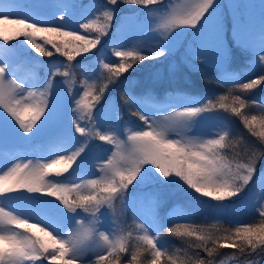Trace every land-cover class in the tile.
Wrapping results in <instances>:
<instances>
[{"label": "snow or ice", "instance_id": "obj_1", "mask_svg": "<svg viewBox=\"0 0 264 264\" xmlns=\"http://www.w3.org/2000/svg\"><path fill=\"white\" fill-rule=\"evenodd\" d=\"M119 0H107V5H117ZM129 5L142 6L148 9L150 5L160 6L163 0H122ZM103 6L102 23L89 20L79 23V30H65L68 28V17L61 14L58 17L60 23L50 21L53 26L39 27V21L30 17L10 19L9 13L0 11V40L7 44L11 40L23 37L36 53L51 57L59 54L68 62L69 67L76 57L84 56L101 42V37L108 34L117 8ZM228 10V5H221L218 0H178L176 4H170L157 16V23L153 31L159 32L158 44L150 45L147 54L139 49L115 50L124 45L113 37V55L119 58V62L103 63V69L107 70L105 77L107 83L96 89V93L89 92L87 82H82L83 92L81 98L76 100V108L72 109L74 118L71 125L75 128L76 137L72 131L64 128L60 132L61 137L69 139L74 147H64V140L60 139L54 147L55 159L48 163L29 160L27 163H17L0 175V196L12 201L22 202L25 210H40L47 214L40 216L35 224H29L26 216L21 219L22 212L13 214L0 207V264H119L121 256L129 253L128 237L119 235L115 239L109 235L110 227L107 224L110 212L113 210V201L119 200L126 208H130L143 222L137 227L143 235L137 239L140 242L134 250L130 251L128 264H141V253L150 254V264H177V259L162 250L159 237L153 234V225L149 220L143 219L136 211L139 199L145 196L131 194L133 189L159 182L187 185L189 189L201 196L208 197L217 203L213 205L216 212L222 213L225 200L231 201L233 197H239L251 184L264 186V170L257 175V163L264 158V150L259 153L252 151L243 162L241 158L234 157V161L226 160L221 152L229 146V132L224 131L213 138L203 139L200 131L201 122L207 117L202 113L220 111L230 112L241 118L245 128L264 143V114L245 115L242 109L250 107L248 101L242 98L241 93H250L259 85H264V75H258L248 82L232 80L234 85L229 88V95H222L213 101L201 103L191 97L185 98L179 111L168 112L153 118L135 97L127 90L125 95L130 97L125 104L131 111V116L136 117L141 123L134 128L126 129L127 138L122 139V126L119 106L111 107L100 104L110 84L120 81L129 69H134L137 63L144 61H165L183 45V37L187 32L174 31L180 28H190L192 40L184 52V63L193 70H199L197 62L214 65L224 70V62L227 60L228 51L223 39L222 8ZM207 14V15H206ZM148 15H153L149 10ZM100 20V17L97 18ZM245 21L241 18L233 21L234 40L243 48L250 49L255 55L258 50L264 52V28L259 33L245 29ZM4 25H8L5 27ZM94 31V38L80 33ZM43 33L44 44L50 45L55 52L38 44L34 37ZM259 63L264 65V54L259 56ZM264 71V69H262ZM9 68L5 61H0V108L4 110L16 124L15 127L0 113V142L4 141L9 132L17 137L31 139L40 133L49 124H57L60 117V106L57 100L59 92L53 77L62 75L67 77L68 71L61 72L56 68L51 73L44 90L40 91L42 97L38 102H31L36 98V92L28 91L23 82L8 79ZM227 82V81H226ZM19 95V99L17 96ZM173 96L170 94L169 99ZM254 103V102H253ZM200 104V106H197ZM95 109V111H93ZM264 113V108H262ZM79 112V115L76 113ZM27 115V119L25 116ZM88 117L91 127L86 129L80 123L84 116ZM43 117V119H41ZM199 117L200 119H196ZM40 122L37 124V122ZM36 129L34 132L33 129ZM259 129V131H257ZM173 133L178 138H173ZM192 133V134H190ZM55 136L56 133H53ZM84 138L81 140L80 138ZM98 139L114 146L106 148V155L102 163L97 164L98 178L82 179L80 183L60 182L49 180L48 177H61L64 174L71 176L77 170L87 164L89 152L94 147L90 141ZM59 165V167H56ZM0 171L3 168L0 167ZM172 177V179H170ZM178 178V179H176ZM183 181V184L180 182ZM22 190V191H21ZM16 192L10 197L7 194ZM27 194V195H26ZM40 194V195H37ZM54 197L63 205H53L51 200L43 197ZM199 200V196L195 197ZM247 203L246 200L242 201ZM107 206V207H105ZM260 217L259 223H242L241 226L228 231L225 236H216L210 228L197 226L191 223H176L167 231L178 237H195L197 243L194 247L207 254L202 259L199 254L194 259L180 261V264H213L212 257L216 247L230 248L243 253L251 249L253 253L259 249L264 252V205H253ZM83 213L90 214L82 216ZM114 214V213H113ZM21 229L36 228L37 233L26 235L16 231L12 226ZM38 225H42L37 227ZM147 225V226H146ZM214 227V226H213ZM64 228H68L67 233ZM158 231V229H157ZM95 244L100 251H94L95 259L86 256L92 245ZM209 244L212 246L209 247ZM147 259V256L144 257ZM256 264V262H252Z\"/></svg>", "mask_w": 264, "mask_h": 264}, {"label": "rangeland", "instance_id": "obj_2", "mask_svg": "<svg viewBox=\"0 0 264 264\" xmlns=\"http://www.w3.org/2000/svg\"><path fill=\"white\" fill-rule=\"evenodd\" d=\"M177 2L178 0H163L162 5H151L148 9H145L142 6L125 4L122 0H119L117 5L121 3L122 8H126V11H124L125 13L121 11L117 19L113 17L108 34L101 37L100 44H98V47L94 50L96 51L95 56L92 58L80 59L79 62L72 63L68 67L69 75L67 77L52 78L59 90L57 100L61 113L57 124H49L45 129L34 136H32V133L27 134L32 137L31 139L21 138L22 135H24L22 132L20 137L9 132L4 138L5 140L0 142V167L3 168V171H0V175H3L4 172L17 163H27L29 160L33 162L39 161L41 163L50 162L47 158L50 157L51 159H55L54 152L57 149L54 145L60 139L64 140V147H74L69 139L60 136V132L64 128H67L69 131H72L76 137H79V134L75 133L74 126L71 125V120L74 118L72 109L77 107L75 101L81 98L83 92L82 82L86 81L88 85H94L96 79L98 80L102 74L101 86L107 83L105 77L108 74L107 71L103 69L102 64L110 63L111 60L119 61V58L113 55V37H117L118 42L124 45L123 48H117L115 50H131L135 48L147 54L148 47L158 44L161 39L159 32L153 31L157 23L158 14L162 13L170 4H176ZM218 2L221 5H228V10L226 7L221 9L223 12V39L228 51L227 60L224 62V70L221 71L220 68L214 65L203 64L199 61L197 62L199 70L190 69L184 63L183 56L188 42L193 39L191 36L193 30L190 28L175 29L174 31H183L187 32V34L183 37V45L179 47L167 61L162 57L160 61H152L147 65L139 66L137 69H129L128 72L124 74V77L127 79L122 78L120 81L110 84L104 96L101 98L100 104L97 105V107L101 105L111 107L113 104L119 106L121 119L123 120L124 118L121 129L123 133L122 139L126 140L127 138L126 129L134 128L141 123L136 117L131 116L130 113L134 109H130L127 104H125V101L130 99L128 95L124 94L126 90L143 105L145 111L155 118L167 115V113L171 111H179L181 105L185 103V98L183 97H191L201 103H207L208 95L212 90H215L217 86H233L231 83L232 80L240 81L242 79H247L264 69V65L259 63V56L264 54V52L258 50V45L255 50V55H253L252 50L241 47L233 37V21H238L241 18L245 21V29H250L252 32L259 33L260 30L264 28V0H218ZM140 8H143V10ZM133 9L135 10L133 11ZM149 10L153 11V15H148ZM0 11L13 14L10 15V19L28 16L30 17L28 22L31 23L33 20L39 21V27L45 25L53 26L49 23L50 21L60 23L58 17L63 14L68 17L67 30H79V23L88 22L89 20L96 21L97 23L103 22V18L97 20L100 10L95 0H0ZM99 15H102V13ZM34 39L41 45V43L37 41V35ZM22 44L25 45L27 43L22 42ZM50 58L51 57H44L37 54L33 59L31 55L26 53L21 54L19 49L5 44L3 41L0 42V61H5L8 64V79L16 80L17 83L23 82L27 85L37 86L28 87L23 93V95H27L28 91L36 92V98L31 101L33 103L42 99L39 93L44 90L43 85L46 84L51 76V74H47L44 80L38 81L39 71L42 65L43 67L48 66L50 69H53L56 65L55 62L49 61L55 58ZM104 73L106 74L104 75ZM77 76L79 77L78 83ZM258 87H260V85ZM89 89H91V87ZM71 94L76 95L74 99H71ZM170 94L173 96L172 99H169ZM250 94L253 99L259 101L258 103L264 104V92H261V90L259 92L252 91L249 95ZM196 96H199V99H197ZM19 98L18 95L17 99ZM119 99L120 103L118 104ZM197 106H200V104H197ZM93 111H95V109H93ZM0 113L4 116H8L2 108H0ZM27 115L28 114H26L25 119H27ZM76 115H79V112H77ZM201 116L208 118L201 122L200 131L203 133V139H209L223 134L225 130L232 132V128L230 130L227 121L218 117L215 111L202 113ZM8 119L19 129V125L16 124L15 120L10 116H8ZM41 119H43V117ZM125 119H127V123ZM196 119L200 118L197 117ZM39 123L38 121L37 124ZM80 123L86 129L91 127L86 115ZM33 131L35 132L36 129L34 128ZM257 131H259V129H257ZM53 133H56V135L54 136ZM173 138L178 137L173 133ZM80 139L83 140L84 138L81 137ZM90 143L94 145V147L89 152L87 164L82 169L77 170L71 176L64 174V176L61 177L50 176L48 179L54 182L80 183L82 179L98 178L99 173L97 172V164L102 163L106 155H111V152L106 153L105 149L112 148L114 151L115 148L98 139H94L90 141ZM262 145L264 146V143H262ZM254 148V151L257 153L261 151L259 150L261 147L258 148V146H254ZM243 159L246 158H241L240 162H243ZM56 167H59V165H56ZM256 167L258 175L261 170H264V158L258 161ZM170 179H172V177H170ZM180 183L183 184V181ZM129 188L131 189L129 195L134 193L137 196L143 195L146 197L138 200L136 211L139 213L140 217L152 223L153 234L159 237L162 250L166 248L168 240L166 236L160 235V230L169 222L182 223L191 221L195 218L201 220L210 219L213 222L220 223L222 226L229 225L232 227L229 228V230H233L241 226L242 223H252L254 220L259 219L258 212L255 211L252 206L264 205V186L256 184L255 178L239 197H233L231 201H223L222 203L225 205V209L219 214L213 208V205L217 203L216 201L198 195L194 190L189 189L186 184L183 185L182 188L172 183L166 182L161 184L156 182L136 189H133L130 185ZM7 195L14 197L17 193L13 192ZM197 196H199V200L195 198ZM43 198L51 200L53 205H59L61 208L63 207L60 201L56 200L54 197L44 196ZM244 200H246L247 203L242 202ZM113 205L114 209L108 210L110 212L107 220V224L110 227L109 235L113 239L119 235L128 237L127 243L130 253V251L134 250L140 243L137 238L143 235V232L137 225L142 223L143 220L137 218L136 214L130 208L124 207L121 201L115 200L113 201ZM0 207H4L6 211H13L15 209V211H13L14 215L17 214L18 211L24 213L21 215V219L30 216L31 218L28 219L29 224H35L40 216L47 214L40 210H25L22 206V202L12 201L3 196H0ZM78 211H80L82 216L90 215L88 213H83L81 210ZM40 226L42 225H38L37 227ZM12 227L18 232L30 235L25 232V229L23 230L15 225ZM63 230L65 233L69 231L68 228H64ZM27 231H29V229H27ZM31 231L39 234L36 228H31ZM228 234L229 232L225 233V235ZM94 251H100L95 244L92 245L86 256H91L92 259H95V255H93ZM245 252L250 253L251 249ZM253 261L256 262V264H264V252L262 258H248L246 261L240 262L236 257L225 256L217 260L214 264H252ZM77 263H79V261ZM87 263L88 259L86 258L85 264ZM37 264H39V262H37ZM44 264H48V262L45 261Z\"/></svg>", "mask_w": 264, "mask_h": 264}, {"label": "trees", "instance_id": "obj_3", "mask_svg": "<svg viewBox=\"0 0 264 264\" xmlns=\"http://www.w3.org/2000/svg\"><path fill=\"white\" fill-rule=\"evenodd\" d=\"M95 2L98 3L99 10H100L99 14H101L102 11L104 10L103 6L107 5V0H95ZM107 6L110 8H117L118 9L114 13L115 19H117V16L119 15V13L121 11H122V13L124 11H126V8H124V9L122 8L121 3H119V5H117V6L116 5H114V6L113 5H107ZM140 9L143 10V8H140ZM134 10L135 9H133V11ZM99 14H98V17H100V20H101L102 15H99ZM4 26L8 27V25H4ZM42 27H51V26L45 25ZM65 30H67V29H65ZM80 33L84 34V35H89L90 38H94L96 35V33L94 31H92L90 33H85L84 31H80ZM43 35H44L43 33L37 34V36H38L37 41H39L42 46L48 48V50L55 52L54 49H51L50 45L44 44V40L42 39ZM1 41L2 40H0V42ZM22 42H23V37H20V38H17L15 40L9 41L7 44H9L12 47L19 49L21 54L26 53V54L31 55L32 58L34 59L38 53H35V51L28 44L24 45V44H22ZM97 47H98V45L96 46V48ZM20 49H22V50H20ZM94 50H95V48L92 49L89 53L85 54L82 57H80V56L76 57V59L73 62H71V64L79 62L80 59H87V58L94 57L95 53H96V51H94ZM53 58H55V59L49 60L50 62L56 63V65L53 69L48 68V66L43 67V65H42V68L39 71V76H41L42 79H44V77H47V74H51L52 72H54L56 70V68H60L61 72L69 70L68 67H65V65L68 63L66 61L65 57H63L59 54H54L53 56H51L50 59H53ZM44 61H46V60H44ZM111 62L118 63L119 61H115V60L112 61L111 60L110 63ZM151 62L152 61H144L142 64L137 63V64H135L134 69L139 68V66H141V65H147ZM151 66H153V65H151ZM147 67H150V66H147ZM131 73H133V72H131ZM105 74L106 73H104V75ZM258 75H264V71H262V70L258 71L255 75H252L251 77H249L247 79H242L239 82H248V80H250V79L257 78ZM101 76H103V75L101 74L100 78L98 80L96 79V82L94 83V87H91V89H88L89 92L95 93L96 89L101 86V84H102ZM62 77H65V76L57 75L53 78L57 79V78H62ZM78 80H79V77L77 76V83H78ZM233 86H226V85H220L219 87L217 86V88L215 90L211 91V93L208 95L207 99H212L213 101H215V100H217V98L219 96L229 95L228 90H229V88H231ZM260 90H261V92H264V85H260V87L254 89L252 91H258L259 92ZM241 95H242V98L246 99L250 105V107H246L245 109H242V111H244L245 115H248V116L256 115L259 117L261 114H264L261 111L262 108H264L263 103H258L259 101L257 99H253L251 97V94L249 95V93H246V94L241 93ZM75 96L76 95L71 94V99H74ZM196 97H197V99H199V96H196ZM119 103H120V99L118 100V104ZM215 113L218 115V117L227 121V123L230 126V130L232 128V132L231 131L229 132V137H228L229 146L227 148H225L224 150H222V152H221V155L226 160L234 161V157L247 158V156L251 155L252 151L255 150L254 146H258V148L261 147L259 150H264V146L262 145L261 140L258 137L253 136L247 130V128L244 127L241 118L234 116L230 112H224L223 110L215 111ZM123 120H124V118H123ZM125 122L127 123V119H125ZM198 195H200V194H198ZM202 197H204V196H202ZM259 220H260V218L254 220L252 222V224L259 223ZM176 223H181V222H169L168 224L163 226L160 230V235L166 236V238L168 240V244H167L166 248L163 249V251H165L168 255L175 257L177 259L178 264H180V261H182V259L184 261H188L189 259H194L196 254H199L202 259H206L207 254L194 247V245L197 243V241L195 240V237H192V238L178 237V236L170 234L167 231V229L174 227V225ZM182 223H191V224H194L197 226L210 228L211 231L216 236H220V237L225 236V233L228 232L225 230H229V228H232L229 225H223L222 226L220 223L213 222L210 219L201 220L199 218H195L191 221L182 222ZM29 231L25 230V232L29 233L30 235H32L34 232V231L33 232L31 231V228L29 229ZM211 246L212 245L209 244V247H211ZM145 256H147V259H144ZM225 256L236 257V259H238V261L241 262V261H246L248 258H250V259H254L255 257L262 258L263 252H261L259 249H257V251L255 253H253L252 251L250 253H246V252L241 253L238 250H234V249H230V248H226V247L221 248V247L217 246L216 251L213 254V257L211 258L213 261V264L215 262H217V260H219ZM128 259H130L129 254L128 253L123 254L121 256V260H120L119 264H128ZM150 260H151L150 254H146L143 252L141 253V264H150ZM77 264H79V263H77Z\"/></svg>", "mask_w": 264, "mask_h": 264}]
</instances>
